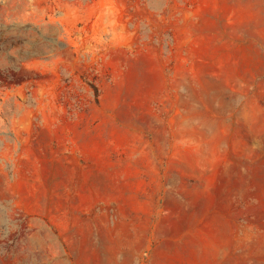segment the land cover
Masks as SVG:
<instances>
[{
    "label": "rangeland",
    "instance_id": "1",
    "mask_svg": "<svg viewBox=\"0 0 264 264\" xmlns=\"http://www.w3.org/2000/svg\"><path fill=\"white\" fill-rule=\"evenodd\" d=\"M0 264H264V0H0Z\"/></svg>",
    "mask_w": 264,
    "mask_h": 264
}]
</instances>
